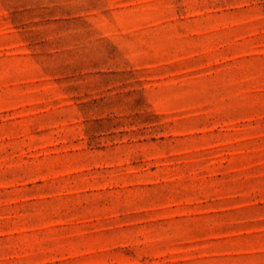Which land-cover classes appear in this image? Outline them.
Segmentation results:
<instances>
[{"label": "rangeland", "instance_id": "rangeland-1", "mask_svg": "<svg viewBox=\"0 0 264 264\" xmlns=\"http://www.w3.org/2000/svg\"><path fill=\"white\" fill-rule=\"evenodd\" d=\"M0 264H264V0H0Z\"/></svg>", "mask_w": 264, "mask_h": 264}]
</instances>
